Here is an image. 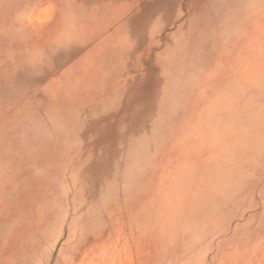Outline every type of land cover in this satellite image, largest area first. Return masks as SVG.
Instances as JSON below:
<instances>
[{
  "label": "rangeland",
  "instance_id": "obj_1",
  "mask_svg": "<svg viewBox=\"0 0 264 264\" xmlns=\"http://www.w3.org/2000/svg\"><path fill=\"white\" fill-rule=\"evenodd\" d=\"M0 264H264V0H0Z\"/></svg>",
  "mask_w": 264,
  "mask_h": 264
}]
</instances>
